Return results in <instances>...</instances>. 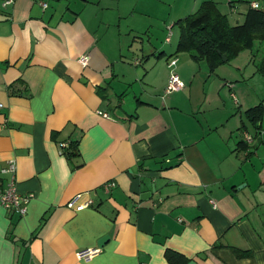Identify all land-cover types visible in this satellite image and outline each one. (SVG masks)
Here are the masks:
<instances>
[{
  "label": "crops",
  "instance_id": "obj_1",
  "mask_svg": "<svg viewBox=\"0 0 264 264\" xmlns=\"http://www.w3.org/2000/svg\"><path fill=\"white\" fill-rule=\"evenodd\" d=\"M8 1L0 0V183L13 162L16 189L31 200L22 218L0 208V264H173L168 252L185 264H264V114L256 124L245 114L264 107L255 55L241 79L246 65L210 71L186 53L175 67L184 89L165 94L177 44L165 53L152 41L144 52L133 40L148 33L137 15L161 19L153 0ZM192 63L205 84L234 83L220 91L227 103L215 123L195 116L194 96L206 95L205 84L193 88ZM106 182L115 183L108 192ZM77 194L92 205L68 209ZM86 249L98 253L78 260Z\"/></svg>",
  "mask_w": 264,
  "mask_h": 264
},
{
  "label": "trees",
  "instance_id": "obj_2",
  "mask_svg": "<svg viewBox=\"0 0 264 264\" xmlns=\"http://www.w3.org/2000/svg\"><path fill=\"white\" fill-rule=\"evenodd\" d=\"M253 3H256L258 8H252ZM175 25L179 32L176 53H187L196 62L204 61L210 71L224 65L222 56L227 59V63L243 51L255 55V52H258L255 50L256 45L264 43V9H260L257 2L249 3L241 24L231 25L227 16L219 11L217 4L207 0L201 2L194 13L177 20ZM258 71L264 76V60L258 66ZM245 114L252 124H256L264 114V107L259 104L247 110ZM66 145L62 153L69 156L72 154L70 148L73 145ZM166 257L173 264H185L187 261L175 252L166 253Z\"/></svg>",
  "mask_w": 264,
  "mask_h": 264
},
{
  "label": "rangeland",
  "instance_id": "obj_3",
  "mask_svg": "<svg viewBox=\"0 0 264 264\" xmlns=\"http://www.w3.org/2000/svg\"><path fill=\"white\" fill-rule=\"evenodd\" d=\"M200 1H206V0H200ZM234 7L231 8V6L226 3V0H214V2H217V6L220 12L226 13L229 22L231 25H237L238 23H242L246 11L249 7V3L252 1H256L258 4H260V8L264 9V0H234ZM194 0H153L150 3H154L156 6H158L161 10V19H155V18H147L145 19L144 23L142 24V15H137L133 20L135 23V26L143 28L142 29H148V33L146 30H140L139 34H136L137 38H133V40L139 39L140 43L143 45L144 52L149 48L150 42L153 41L154 45L158 48H164L165 53H168L169 50H174L177 44L178 40V28L173 27V24L178 19L185 18L188 16V14L195 12L198 8H193L192 11V3ZM158 9V8H157ZM237 10V14L236 11ZM137 12V10H136ZM148 15L145 14V16ZM144 17V16H143ZM163 19L165 21L163 22ZM127 22H122V32H126V26L129 24ZM151 24V26H145L147 24ZM171 34V35H170ZM170 35V41L171 44L166 43V38ZM149 39L151 41H149ZM138 46V44L136 43ZM152 45V44H151ZM255 50H258V52H255L254 57V63L255 65L260 66L263 62L264 58V43H260L256 45ZM183 56H187L186 53H179L177 56H174L173 59H181ZM173 57V56H172ZM130 61L133 60L131 56H129ZM251 54L249 51H243L241 52L237 58L232 60L230 64H224L225 69L232 70L234 66H232L233 62L235 64L239 63L241 65V68L244 67V69L241 71H236V73L239 75V77L242 79V76L240 74H248L249 72H253L252 69L254 68L253 64L250 63ZM193 64V63H192ZM193 74H195V82L193 84V88L196 89L198 86L204 85L203 82L205 80V75L203 74L202 70L200 69V66H195L193 64ZM177 72V70H176ZM178 75V74H177ZM189 85V84H188ZM190 86V85H189ZM221 86V87H220ZM234 86V83L231 84V82H228L224 85L223 81L219 76H212V78L205 84V95L206 99L203 100V97L201 96H194L195 99H200V107L198 109V113H195L196 117L203 119H209L212 122H216L219 119L220 113L224 109V105L227 103L225 102V98L222 97L220 91L226 87V89H231ZM224 89V90H226ZM233 100H235V95L232 94ZM231 97V96H230ZM232 99L230 100L231 104H233ZM189 108V107H188ZM191 113V111H190ZM200 120V119H198Z\"/></svg>",
  "mask_w": 264,
  "mask_h": 264
},
{
  "label": "built area",
  "instance_id": "obj_4",
  "mask_svg": "<svg viewBox=\"0 0 264 264\" xmlns=\"http://www.w3.org/2000/svg\"><path fill=\"white\" fill-rule=\"evenodd\" d=\"M12 0L6 2V4L11 3ZM44 8L47 7L46 4L42 5ZM251 7L256 9L258 5L256 3L251 4ZM170 42V35L166 38V43ZM176 59L170 58L168 60V68H169V76L167 80V84L165 87V94H171L176 91H180L184 89V84L179 79L178 75L175 72L176 67ZM83 65L86 64V58L81 60ZM0 108L2 105L0 104ZM244 142L250 143L251 137L249 135L244 136ZM62 148H65L66 143H62ZM15 164L13 162H9L7 166L1 171L4 174L9 175V179L7 184L3 186L0 183V208L6 210L8 213L13 214L18 218H22L27 213V206L31 200L30 196H22L16 189L15 184ZM115 186L114 182H106L103 185V189L105 192H108L111 188ZM85 194H77L73 196L66 204L68 209L74 210L76 212H80L86 208H89L92 205V201L90 199L82 200ZM98 253V250L86 249L77 252L76 256L80 261H87L92 258L95 254Z\"/></svg>",
  "mask_w": 264,
  "mask_h": 264
},
{
  "label": "water",
  "instance_id": "obj_5",
  "mask_svg": "<svg viewBox=\"0 0 264 264\" xmlns=\"http://www.w3.org/2000/svg\"><path fill=\"white\" fill-rule=\"evenodd\" d=\"M222 61L225 63L227 59L224 56H222ZM108 239H109V236H105L102 239H100V241L97 244L98 247L101 248L108 241Z\"/></svg>",
  "mask_w": 264,
  "mask_h": 264
}]
</instances>
